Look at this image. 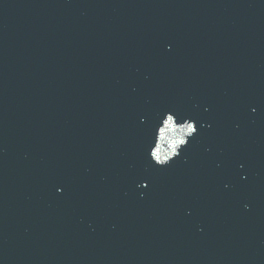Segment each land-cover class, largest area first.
<instances>
[{"label": "water", "instance_id": "water-1", "mask_svg": "<svg viewBox=\"0 0 264 264\" xmlns=\"http://www.w3.org/2000/svg\"><path fill=\"white\" fill-rule=\"evenodd\" d=\"M237 1L0 0V264H264V0ZM169 111L198 131L158 166Z\"/></svg>", "mask_w": 264, "mask_h": 264}, {"label": "clouds", "instance_id": "clouds-1", "mask_svg": "<svg viewBox=\"0 0 264 264\" xmlns=\"http://www.w3.org/2000/svg\"><path fill=\"white\" fill-rule=\"evenodd\" d=\"M196 132L195 120L186 118L178 123L173 112L164 113L156 127L154 143L148 153L151 160L158 166L167 165L180 155V149L188 144L189 139ZM57 191H61V189H57Z\"/></svg>", "mask_w": 264, "mask_h": 264}, {"label": "snow or ice", "instance_id": "snow-or-ice-1", "mask_svg": "<svg viewBox=\"0 0 264 264\" xmlns=\"http://www.w3.org/2000/svg\"><path fill=\"white\" fill-rule=\"evenodd\" d=\"M254 111H255V109H253ZM196 129H197V131H198V128H197V126H196ZM197 133V132H196ZM189 142V141H188ZM186 146V145H185ZM164 166H166V165H164ZM145 186H147V185H145Z\"/></svg>", "mask_w": 264, "mask_h": 264}]
</instances>
